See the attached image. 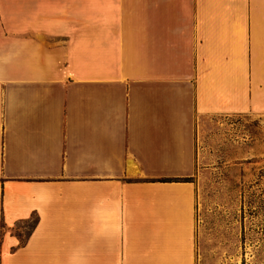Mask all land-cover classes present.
Segmentation results:
<instances>
[{"label":"crops","instance_id":"1","mask_svg":"<svg viewBox=\"0 0 264 264\" xmlns=\"http://www.w3.org/2000/svg\"><path fill=\"white\" fill-rule=\"evenodd\" d=\"M255 111L264 0H0V264H238L250 214L184 178L201 118Z\"/></svg>","mask_w":264,"mask_h":264},{"label":"rangeland","instance_id":"2","mask_svg":"<svg viewBox=\"0 0 264 264\" xmlns=\"http://www.w3.org/2000/svg\"><path fill=\"white\" fill-rule=\"evenodd\" d=\"M191 179L197 187L198 214L209 228L230 215L240 220L244 215L245 222L250 214L254 241L248 252L240 242L238 264H264V112L201 118ZM244 237L240 229V240Z\"/></svg>","mask_w":264,"mask_h":264},{"label":"trees","instance_id":"3","mask_svg":"<svg viewBox=\"0 0 264 264\" xmlns=\"http://www.w3.org/2000/svg\"><path fill=\"white\" fill-rule=\"evenodd\" d=\"M172 179H177V178H172ZM184 179H191V177H185Z\"/></svg>","mask_w":264,"mask_h":264}]
</instances>
